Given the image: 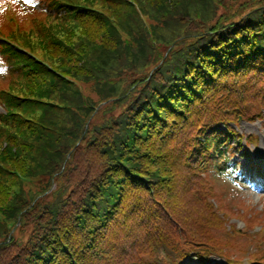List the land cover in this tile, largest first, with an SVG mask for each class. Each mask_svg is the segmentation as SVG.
Segmentation results:
<instances>
[{"label": "trees", "instance_id": "trees-1", "mask_svg": "<svg viewBox=\"0 0 264 264\" xmlns=\"http://www.w3.org/2000/svg\"><path fill=\"white\" fill-rule=\"evenodd\" d=\"M46 1L0 30L39 55L0 35V264H264L211 180L264 118V0Z\"/></svg>", "mask_w": 264, "mask_h": 264}, {"label": "rangeland", "instance_id": "rangeland-1", "mask_svg": "<svg viewBox=\"0 0 264 264\" xmlns=\"http://www.w3.org/2000/svg\"><path fill=\"white\" fill-rule=\"evenodd\" d=\"M2 109V106L0 105V110ZM236 129L239 132L240 135H249L250 133H256L257 134V140L256 143L250 142L249 144L245 143L244 140H241V143L244 146V149L247 150L250 153L249 158L245 157L243 155V148H239L236 150V156L238 160L241 161L242 163V170L240 171V176L236 177V180H227L225 177L220 176L215 177L214 176V181L219 183L226 181L229 184L232 185V187H237L239 191L238 198H231L229 202V207H227V210H231V207L237 209L239 208L241 211L244 210L245 208L247 209V206L245 205L244 198L247 203H249L251 206H255L256 208H263L264 209V187L260 185H255L254 182L250 181L251 179H259V175L257 173L258 169L256 166L250 164L251 162L250 159L253 162L259 161L260 164L262 165L261 172L264 174V118L262 120H255V121H246V120H241L238 125H236ZM231 143L235 146L236 142L235 139H231ZM243 179V180H242ZM211 180L212 176H211ZM264 180V179H263ZM241 181L243 184L238 183ZM234 184L236 186H234ZM241 194V196H240ZM240 196V197H239ZM237 212V211H235ZM245 218V217H244ZM231 221L235 222L236 225L242 229L245 230V224L244 222L239 219V218H232ZM229 227V224H228ZM259 229V226L253 227L251 231H256ZM253 244L250 245L252 247ZM257 245L253 246L251 249H256ZM238 255V258L236 261H234L233 264H242V261H240V258L244 257L243 254L244 252L238 251L236 252ZM234 258L236 256H233ZM247 259V258H246ZM197 263V261L195 260ZM207 264H229L225 259L219 257V256H212L210 259V262ZM244 264H249L248 261H245Z\"/></svg>", "mask_w": 264, "mask_h": 264}]
</instances>
